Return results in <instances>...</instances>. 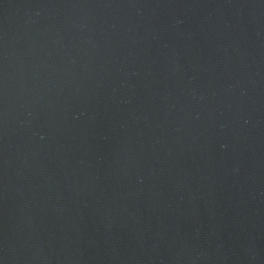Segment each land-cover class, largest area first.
Here are the masks:
<instances>
[{
  "label": "water",
  "instance_id": "water-1",
  "mask_svg": "<svg viewBox=\"0 0 264 264\" xmlns=\"http://www.w3.org/2000/svg\"><path fill=\"white\" fill-rule=\"evenodd\" d=\"M0 264H264V0H0Z\"/></svg>",
  "mask_w": 264,
  "mask_h": 264
}]
</instances>
